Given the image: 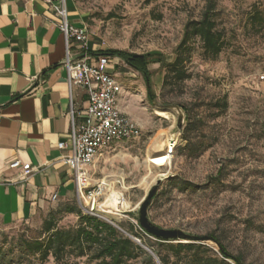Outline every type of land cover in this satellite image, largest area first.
I'll list each match as a JSON object with an SVG mask.
<instances>
[{
  "label": "rangeland",
  "instance_id": "rangeland-1",
  "mask_svg": "<svg viewBox=\"0 0 264 264\" xmlns=\"http://www.w3.org/2000/svg\"><path fill=\"white\" fill-rule=\"evenodd\" d=\"M206 1L78 0L88 16V31L100 45L132 54H158L166 63L174 58L186 22L200 19ZM255 8L264 14V0H218L227 48L217 60L205 61L199 43H194L187 65L190 79L165 91L160 65H150L154 100L148 97L143 75L120 63L117 72L125 95L135 98L142 133L123 146L122 153L108 156L107 163L101 160L98 167L105 170L95 175L109 179L112 194H124L121 213L112 210L108 216L119 224L125 226L129 221L124 213L137 215L149 191L162 181L148 210L153 225L192 236H215L246 264H264V81H260L264 30L257 32L249 24ZM224 98L228 108L218 116L205 106ZM175 105L185 106L191 119L200 121L189 135V144L186 121L179 130L178 113L167 108ZM165 112L169 118L162 116ZM170 140H176L179 147L173 168L160 171L145 162L154 151L155 155L166 152ZM147 176L149 183L144 182ZM123 185L130 189L123 191ZM59 222L69 228L77 220L63 216ZM40 228L37 222L6 225L0 221V244L35 237ZM144 238L147 247L156 244L155 239ZM204 245L218 254L216 244Z\"/></svg>",
  "mask_w": 264,
  "mask_h": 264
},
{
  "label": "crops",
  "instance_id": "crops-1",
  "mask_svg": "<svg viewBox=\"0 0 264 264\" xmlns=\"http://www.w3.org/2000/svg\"><path fill=\"white\" fill-rule=\"evenodd\" d=\"M66 7L70 24L87 26L88 16L78 0H66ZM58 23L45 0H0V221L6 225L40 224L56 207L71 203L79 207L73 172L62 162L70 151L60 150L59 144L70 141L72 106L74 121L79 124L88 96L80 86L74 87L71 96L65 66L67 46ZM72 50L76 55L85 51L74 45ZM106 50L89 33L85 52L93 57L91 63L95 64L97 54ZM107 58V71L123 87L117 71L124 61ZM125 94L123 87L121 112L142 126L135 98ZM125 145L118 149L120 153ZM111 154L100 161L107 163ZM15 161L30 165L32 170L25 174L22 169H11ZM97 169L101 173L105 170Z\"/></svg>",
  "mask_w": 264,
  "mask_h": 264
},
{
  "label": "trees",
  "instance_id": "trees-1",
  "mask_svg": "<svg viewBox=\"0 0 264 264\" xmlns=\"http://www.w3.org/2000/svg\"><path fill=\"white\" fill-rule=\"evenodd\" d=\"M249 24L257 32L264 30V14L255 8L249 16ZM196 42L205 61L217 60L227 48V35L219 24L218 0H207L200 19L186 22L182 39L170 63L163 62L158 54L139 55L117 50H106L97 56L118 57L141 73L148 97L154 100L149 66L159 64L164 72L163 91L181 85L191 77L187 65L192 59ZM205 106L217 111L218 116V113L227 110L228 102L224 98ZM179 107L186 115L185 140L189 144V135L200 121L191 119L188 108ZM71 215H75L76 225L61 227L59 219ZM128 216L137 218L135 214ZM125 223V226L118 224L121 231L106 221L84 214L76 203L56 207L42 218L41 228L35 237L22 236L11 243L0 244V264H246L241 255L231 254L215 236L211 237L219 245L218 254L204 244L158 241L145 231L136 229L130 221ZM144 236L155 239L156 244L147 247Z\"/></svg>",
  "mask_w": 264,
  "mask_h": 264
},
{
  "label": "built area",
  "instance_id": "built-area-1",
  "mask_svg": "<svg viewBox=\"0 0 264 264\" xmlns=\"http://www.w3.org/2000/svg\"><path fill=\"white\" fill-rule=\"evenodd\" d=\"M50 4L54 14L59 20L58 29L64 35L67 46V81L71 96L75 86L84 88L88 96V106L82 121H74L75 111L73 106L72 131L69 143L61 142L60 150L69 149L70 154L62 162L73 172L76 183V197L81 211L84 214L108 222L120 229L116 220L109 218L110 212L115 210L118 215L126 204L123 193L112 194L113 188L108 178L96 179L100 159L106 154H119L121 145L137 140L141 136L140 126L129 116L123 114L119 108L120 96L123 87L117 78L107 71L109 59L99 56L95 64L91 63L93 57L86 53L88 48V27H75L70 24L66 0H45ZM73 45L78 46L83 54H74ZM264 81V75L260 76ZM169 153L175 157L178 144L172 140ZM169 149V147H168ZM118 150V151H117ZM154 161V160H153ZM153 163V162H152ZM157 168L155 164H150ZM13 170L22 169L28 174L30 165H22L15 161L10 164ZM130 188L122 186L123 191ZM57 196L53 197L56 200ZM124 213L136 229L144 232L137 218H131ZM122 231V230H121Z\"/></svg>",
  "mask_w": 264,
  "mask_h": 264
},
{
  "label": "water",
  "instance_id": "water-1",
  "mask_svg": "<svg viewBox=\"0 0 264 264\" xmlns=\"http://www.w3.org/2000/svg\"><path fill=\"white\" fill-rule=\"evenodd\" d=\"M153 104L157 106L156 102L153 101ZM169 109L172 108V110L176 111L179 115V130L182 129L184 122L186 121V115L183 111V109L179 106H171L167 107ZM160 171H165L166 166L159 167ZM162 181H159L156 186H154L142 202L140 209L136 215L141 227L143 230L150 236L154 237L158 241L166 242V243H198V244H204V243H214V239L210 236H192L184 233L180 230H166L159 228L155 225H153L149 219H148V210L151 207L154 198L156 197L159 186L161 185ZM137 243L140 244V242L135 239ZM217 247H219L218 244H216ZM146 251H148L150 254L154 255L148 248L143 246Z\"/></svg>",
  "mask_w": 264,
  "mask_h": 264
},
{
  "label": "bare ground",
  "instance_id": "bare-ground-1",
  "mask_svg": "<svg viewBox=\"0 0 264 264\" xmlns=\"http://www.w3.org/2000/svg\"><path fill=\"white\" fill-rule=\"evenodd\" d=\"M163 117L165 118H169L170 115H168L166 112L165 113H161ZM172 140L168 141L165 144V147L167 148L166 152H160L157 153L156 155H154L153 157H148L147 160L145 162L149 163V164H155L157 166V168L159 167H163L166 166L167 169L173 168L176 162V157H173L170 153L169 150L170 148H172ZM169 147V149H168ZM154 160V161H153ZM153 162V163H152ZM164 176V175H163ZM149 177L147 176L144 178V182L149 183ZM152 184V183H151ZM154 184V183H153Z\"/></svg>",
  "mask_w": 264,
  "mask_h": 264
}]
</instances>
